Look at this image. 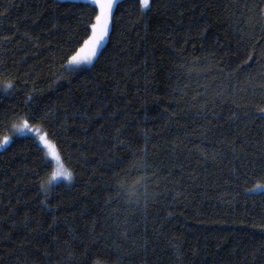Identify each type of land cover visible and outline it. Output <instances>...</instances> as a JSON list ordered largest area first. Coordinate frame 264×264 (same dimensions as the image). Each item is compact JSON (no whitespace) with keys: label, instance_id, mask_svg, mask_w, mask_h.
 <instances>
[{"label":"trees","instance_id":"16d2710c","mask_svg":"<svg viewBox=\"0 0 264 264\" xmlns=\"http://www.w3.org/2000/svg\"><path fill=\"white\" fill-rule=\"evenodd\" d=\"M96 11L0 0V264H264V0H118L70 75Z\"/></svg>","mask_w":264,"mask_h":264},{"label":"snow or ice","instance_id":"6c2138e0","mask_svg":"<svg viewBox=\"0 0 264 264\" xmlns=\"http://www.w3.org/2000/svg\"><path fill=\"white\" fill-rule=\"evenodd\" d=\"M86 3L93 6L97 11L95 12L94 21L90 24L86 21L84 22V29L90 35L87 36V39L83 40L82 46L78 50H75L74 55L66 58L67 63L62 65V69L70 75L82 65L91 64L94 59L99 57L101 45L109 36L110 27L115 20V8L118 0H86ZM133 3L139 5L142 14H146L151 9V0H133ZM6 88H15V85L9 83L6 85ZM28 99L31 100L32 97L29 96ZM261 111H264V109H261ZM29 119L36 120L35 113L28 115L19 126L14 125L13 128L20 135L35 132L39 143L43 145L42 159L44 160V167H51L52 171L46 179L41 181V190L45 192L53 190L54 187L58 186V181L60 180L71 182L73 172L65 167L66 161L65 158H62L58 145L49 139V136L54 134L48 133L42 126L38 129L31 128L28 122ZM10 142L11 139L5 136L0 141V147L6 146ZM256 189H264V183H257L255 189H249V191Z\"/></svg>","mask_w":264,"mask_h":264},{"label":"rangeland","instance_id":"374dc122","mask_svg":"<svg viewBox=\"0 0 264 264\" xmlns=\"http://www.w3.org/2000/svg\"><path fill=\"white\" fill-rule=\"evenodd\" d=\"M84 1H86V0H84ZM105 41H106V39L104 40L103 44L105 43ZM103 44H102V45H103ZM102 45H101V46H102ZM30 127H31V126H30ZM31 128H34V127H31ZM34 129H36V128H34ZM32 133H33V132H32ZM41 145H42V144H41ZM42 146H43V145H42Z\"/></svg>","mask_w":264,"mask_h":264}]
</instances>
